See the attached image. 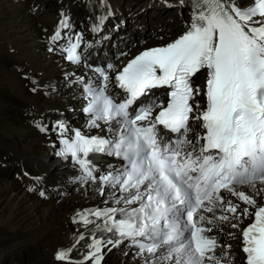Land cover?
<instances>
[{
    "label": "snow or ice",
    "instance_id": "1",
    "mask_svg": "<svg viewBox=\"0 0 264 264\" xmlns=\"http://www.w3.org/2000/svg\"><path fill=\"white\" fill-rule=\"evenodd\" d=\"M188 5L191 23L179 38L143 51L122 70L107 65L117 73L111 79L125 96L109 90V71L94 69L99 80L86 87L84 111L91 127L103 122L109 135L89 137L76 131L62 139L58 154L79 165L82 179L117 188L124 195L116 203L124 206L81 212L74 222L94 224L90 216L102 220L97 227L158 257L156 264H231L225 252L217 255L220 245L209 235L214 219L230 217L207 215L218 208L236 215L239 205L225 200L221 193L226 191L255 209L240 212L245 218L254 215L241 230L242 251L246 264H264V205L257 206L239 190L264 185V0H252L250 6L237 0H188ZM66 26L65 20L61 27ZM59 38L60 32L52 37ZM81 41L77 36L66 49L73 63L81 62ZM202 69L208 70L204 109L195 101L194 92L199 95L200 90L192 82ZM157 88L169 89L166 106L154 97L132 107ZM190 120L201 121L204 130L195 141L188 138ZM58 127L61 135L67 130L63 124ZM96 153L126 163L97 176L89 160ZM231 227L239 228V223ZM113 242L94 236L87 259L101 264L104 245ZM69 258L67 249L56 256Z\"/></svg>",
    "mask_w": 264,
    "mask_h": 264
},
{
    "label": "bare ground",
    "instance_id": "2",
    "mask_svg": "<svg viewBox=\"0 0 264 264\" xmlns=\"http://www.w3.org/2000/svg\"><path fill=\"white\" fill-rule=\"evenodd\" d=\"M89 1L0 0V162L8 165L1 170L0 164V264H76L75 261L88 253L85 251L87 241H79V232L87 225L74 222L79 219L77 214L116 206V199L122 197L115 196V188L102 185L99 179H82V170L78 173L67 159L53 156L58 125L81 129L91 126L90 121L82 119L78 113L82 98L80 91L72 87L56 93L62 85L71 86L76 78L75 68L64 60L65 55L49 53L45 38H49L54 29L61 28L65 20L69 26L76 27L73 18L83 19L85 11L80 5ZM127 1L140 2L114 0L116 11ZM180 1L153 0L159 7H146L140 16L141 21H135L140 25L146 24L148 31L130 30L123 23L114 30L117 36L129 32L127 37L119 39H122L120 47L123 50H117V71L143 50L165 46L188 30L192 11L186 2L180 4ZM49 2H52L51 6L46 9ZM168 3L173 6L168 7ZM237 3L249 5L252 0H237ZM42 6L43 11H35ZM153 17H157L162 24L148 25L145 22ZM158 26L164 32L150 29ZM67 31L72 32L71 29ZM153 33L155 35L149 40ZM87 38L91 42L95 37L89 33ZM114 73L111 71L110 74ZM194 79L195 87L199 86L200 90L199 95H195V101L201 106L206 70ZM101 126L103 129L102 123L96 128ZM7 156L12 160H8ZM96 164L100 167L107 165L102 159L96 160ZM11 169H14L16 178L9 177ZM103 170L101 168L100 171L107 172ZM30 183L34 184L35 190L24 187ZM46 187L52 192L40 195L44 193L41 189ZM239 190L253 197L257 206L264 205V185L256 183L254 187L243 186ZM225 200L239 205V213L245 207H249L250 213L255 210L230 193ZM207 215L218 218L230 213L218 208ZM214 222L217 227L211 234L217 238H229L233 243V256L244 264L238 247V233L251 220L237 215L227 221L214 219ZM233 223H239V228L231 227ZM64 249L70 252V258L57 260V253ZM103 253L105 260L101 264H156L158 258L148 253L128 251L123 246L104 250ZM84 264L94 263L91 260Z\"/></svg>",
    "mask_w": 264,
    "mask_h": 264
},
{
    "label": "rangeland",
    "instance_id": "3",
    "mask_svg": "<svg viewBox=\"0 0 264 264\" xmlns=\"http://www.w3.org/2000/svg\"><path fill=\"white\" fill-rule=\"evenodd\" d=\"M109 1H111V2H113L114 3V0H109ZM108 0H95V1H93V0H91V1H89V2H82L81 3V7L83 8V11H85V12H87L88 14H89V10L91 9V8H95V6H97L98 4H101V3H103V2H109ZM140 2H138V1H134V2H129V1H127V2H124L123 3V5L121 6V8L119 9V11H116L115 13L117 14V17L118 18H115V22H118V23H120L119 24V27H121V23H124L125 22V24H123V25H125V26H127V27H129V29L131 30V29H136L135 27H132V25H133V23L135 24L136 22L135 21H137V20H140L141 21V19H140V16L142 15V11H144V9L147 7L148 9H150V8H158L159 6L157 5V4H155V3H153L152 1H150V0H139ZM51 3L52 2H49V4H47L46 5V9H48L50 6H51ZM85 3V4H84ZM93 3V4H92ZM141 3H143V5H140ZM45 5V4H44ZM42 9V10H41ZM43 11L44 10V7L42 6L40 9H37V11ZM131 11H133V12H131ZM84 12V13H85ZM186 14V13H185ZM128 18H130V20L128 19ZM74 19V22L78 25L80 22H81V20H80V18L79 17H74L73 18ZM166 19V18H165ZM129 22V23H128ZM148 25H152V24H156V23H158V22H161L157 17H153L152 19H149V20H146L145 21ZM160 24H162V22L160 23ZM159 24V25H160ZM119 27H117V29L119 28ZM150 28V27H149ZM151 30H156V32H157V30H159L160 32H164L163 30H162V27L161 28H159V26L157 27V28H150ZM67 30H69V29H67ZM67 30H65L64 32H66ZM146 31H148V30H146ZM158 31V32H159ZM121 34V38L122 39H124L125 37H127V34L129 35V32L128 31H126L125 33H120ZM155 34L153 33L152 35L150 34V36L148 37V39L149 40H151V38H153V36H154ZM120 36V35H119ZM122 39H121V41H119V43H118V49L117 50H119V49H122L123 50V48L122 47H120V43L122 42ZM76 74V73H75ZM75 77L77 78V75H75ZM75 78V79H76ZM74 81V80H73ZM72 81V82H73ZM66 84H68V83H66ZM69 88H72L70 85H68V86H64V85H62L58 90H57V92L56 93H58L60 90H62V89H69ZM7 159L8 160H12L9 156H7ZM4 162V161H3ZM0 164H1V170L2 169H6L7 168V163H2V162H0ZM11 174H10V178H13V177H17V176H15V171H14V169H11ZM24 187H27V189H32V190H35V186H34V184H27V185H25ZM43 189V194L44 195H47L48 193H51L52 191H51V188H49V187H46V188H42ZM54 191H57L56 189H53Z\"/></svg>",
    "mask_w": 264,
    "mask_h": 264
}]
</instances>
